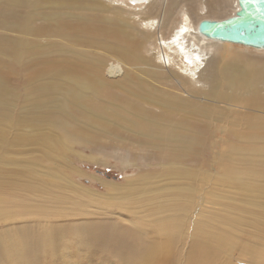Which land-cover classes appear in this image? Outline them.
Listing matches in <instances>:
<instances>
[{
	"label": "bare ground",
	"instance_id": "1",
	"mask_svg": "<svg viewBox=\"0 0 264 264\" xmlns=\"http://www.w3.org/2000/svg\"><path fill=\"white\" fill-rule=\"evenodd\" d=\"M104 1L0 0V197L12 198L0 264H42L47 251L45 264H264V57L198 34L237 0H107L135 10L131 21L113 9L121 23ZM42 36L105 56L51 42L42 57ZM54 53L72 63L44 78ZM15 72L27 73L13 86ZM30 124L49 134L23 135ZM75 144L149 170L102 184L106 199L76 182L64 159ZM73 194L83 203L69 207ZM66 240L86 259L54 258Z\"/></svg>",
	"mask_w": 264,
	"mask_h": 264
},
{
	"label": "rangeland",
	"instance_id": "2",
	"mask_svg": "<svg viewBox=\"0 0 264 264\" xmlns=\"http://www.w3.org/2000/svg\"><path fill=\"white\" fill-rule=\"evenodd\" d=\"M102 1H104V0H102ZM104 5L109 8V10L104 14L105 19L115 18V20L118 21L119 23L123 22V17L120 15V13L118 11H114L113 9L129 11L128 13H130L131 15L128 18L131 21H133L135 19V17L132 15L135 13V10L133 8H129V3L121 5V4L109 3L107 0H105ZM43 8L44 7H42V9ZM233 14H234L233 10L228 9L227 13L225 14V17L220 18V19L221 20L225 19L227 17L232 16ZM11 36L14 37V35H11ZM35 41H37L41 44L44 43V46L42 47V51L40 52L42 54V57L44 56L46 50H48V49H45V48H48L45 45L48 43H51V42L52 43H59L63 46V48L72 50L75 53L78 52L80 54H91V55L100 56V57L102 55L105 56L104 52H100V51H97V50H94V49H91L88 47L80 46V45L79 46L75 45L67 39H57V38L49 37V36H42V38H37V40H35ZM226 48H228V47H226ZM233 52H236V54L247 56V57L252 55V57H254V59H252V60H254V61H257V59H255V58L261 59L264 57V52H258L255 50L253 52L252 51L247 52L243 48L237 47V46H234ZM244 54H248V55H244ZM48 58L52 61V63H53L52 66L43 67L42 68L43 71L42 70L39 71V74H40V72L43 73L44 78H47V77L51 76L52 74H54L56 72V67H59L61 65H62V67H68L72 63L73 56H71V55L59 56L58 54L54 53ZM62 58H63V60H62ZM3 59H4V56L0 55V64H2ZM26 73L27 72L12 73V84H13V86L22 84V81L19 78L21 76H23L24 74H25L24 78H26ZM14 78H16V81L14 80ZM23 83H24V81H23ZM24 126H25V131H24L23 135H25V136H30L33 132H36V131L42 129V127L32 126L31 124L30 125H24ZM48 132L49 131L47 129H42V133L47 134ZM50 138H52V137L50 136ZM39 149H41V146L34 145L33 143H31L28 146V150H39ZM44 149L47 150V146H42V155H43ZM5 150H6V147H4V148L0 147V153H2ZM56 153H58V150ZM102 153L101 152L91 153L88 149H85V147H82V146L75 144L72 147V152H70L68 154V156H66L64 159H66L65 162L70 163L71 165H73V167L75 166L76 169L82 173L81 174L82 176L78 175V174L74 176V178L78 184H81V185L89 188L91 190V193H93V194H97L100 196L102 195V197H104V198L107 197L106 199H108V197L112 196V193H110V192L108 193V191L103 186L105 182L106 183L119 184V185L125 184V182H127L129 179H131L132 176L135 175L134 177H136V175L140 171H143V170L145 171L147 169L149 170V168L147 167V164L142 165V167L139 168V167L133 166L130 163H128V160L124 158L125 157L124 153H117V152H107L104 154H102ZM27 154L30 155V153H28V152H27ZM62 154H63V151H61L59 157ZM93 154H96L95 162H91V161H93L91 159L94 156ZM57 159L59 160L58 157H57ZM45 165H46L45 163H42V169H45L44 168ZM51 168H53V167L51 166ZM46 179L49 180L48 178H46ZM42 188L44 189V187H42ZM15 194H16L17 198L19 199L17 203H21L23 201H28L30 199V196H31V198L34 197V195L31 193L16 192ZM54 194H56L57 196L60 195L57 192H55ZM113 194H115V193H113ZM66 195H69V193ZM105 195H106V197H105ZM94 197L95 196H89V198H90L89 201L90 202L92 201L93 204L95 203L94 202L95 199H97L99 196L98 197L96 196L97 198H94ZM80 198H81L80 196L73 194V196H71V198L69 200H67L68 206L71 207L72 205H75L77 203H80V202L83 203V201L80 200ZM93 198H94V201L91 200ZM11 199L12 198L10 195H5V194L2 195L0 197V206H4V203H5V204H7V206H5V207L8 208L10 206V200ZM3 201H4V203H3ZM2 224L0 225V231L4 230V228L6 226V225H2ZM260 225L263 226L264 224H260ZM63 227L65 228L64 232L66 233L67 238H68L69 235L71 234L70 230L73 231V229H72V227H70L68 225H63ZM260 238H264V234L261 235ZM262 240H264V239H262ZM133 244H134V242H133ZM57 253H58V255L56 254L57 257H54V258L62 259V258H66V256L68 254L69 255L71 254V256H73L72 259L76 262H78V260H85L86 259V258H80V259L78 258V260H76L74 258L75 256H77L75 248L72 245V243L67 241V240L63 242V246L61 247V249ZM53 256L54 255L52 252L47 251L46 254L42 257V264L48 263V260L45 258H49V257H53ZM99 256H93L92 258H88V259H90L88 261L90 262V264H111V263L115 264L113 262L110 263L109 260H105L106 257L99 258ZM236 259L237 258H234V261H235L234 264H239V262H237ZM175 261H176V258H174V259L172 258L170 264H174Z\"/></svg>",
	"mask_w": 264,
	"mask_h": 264
},
{
	"label": "water",
	"instance_id": "3",
	"mask_svg": "<svg viewBox=\"0 0 264 264\" xmlns=\"http://www.w3.org/2000/svg\"><path fill=\"white\" fill-rule=\"evenodd\" d=\"M237 6L231 17L201 21L198 34L208 40L264 52V0H237Z\"/></svg>",
	"mask_w": 264,
	"mask_h": 264
}]
</instances>
